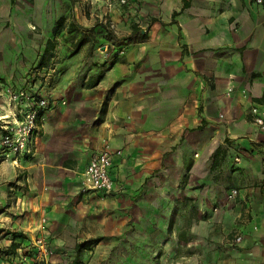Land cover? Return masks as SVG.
Segmentation results:
<instances>
[{
    "label": "crops",
    "instance_id": "obj_1",
    "mask_svg": "<svg viewBox=\"0 0 264 264\" xmlns=\"http://www.w3.org/2000/svg\"><path fill=\"white\" fill-rule=\"evenodd\" d=\"M109 3L0 0V18H6L0 26V80L23 85L24 72L38 66L49 39L55 42L49 61L59 47L63 51L42 88L51 95L52 108L40 119L30 152L9 161L13 240L34 238L46 217V237L56 249L52 261L74 264L80 256L92 264L93 250L126 232L128 214L121 215L119 197L130 192L138 194L135 211L144 236L140 264H264V129L251 112L255 104L264 111V3L136 0L142 22L127 16L134 5ZM61 18L64 25L55 34ZM134 22L146 39L132 33ZM107 28L118 39L130 38L110 41ZM69 35L77 39L59 46ZM104 41L106 51L98 49ZM114 44L125 51L110 56ZM12 48L13 54L7 51ZM5 108L6 115L15 109L6 97ZM105 139L123 150L113 151L116 190L106 195L83 183L84 170ZM227 139L241 160L207 167ZM197 152L188 166L186 155ZM186 166L191 172L185 177ZM148 168L157 175H143ZM231 188L239 192L229 199ZM165 195L170 206L176 195L196 199L198 215L215 219L204 222L199 236L193 234L195 224L186 225L183 239L167 242L165 256L155 263L152 255L162 245L146 234L161 231L157 201ZM215 206L221 211L217 217ZM238 235L243 239L233 245ZM100 237L91 249H78ZM20 250L14 252L15 264Z\"/></svg>",
    "mask_w": 264,
    "mask_h": 264
},
{
    "label": "rangeland",
    "instance_id": "obj_2",
    "mask_svg": "<svg viewBox=\"0 0 264 264\" xmlns=\"http://www.w3.org/2000/svg\"><path fill=\"white\" fill-rule=\"evenodd\" d=\"M134 6H131L129 13H127V16L129 18H136L139 21L141 19V10L137 4H133ZM6 18H0V26H2L5 23ZM107 24L108 20L106 17L104 18ZM114 23H111L110 25L114 27ZM136 38L139 39L137 36ZM63 39L66 40V43H62V45H59L61 47L67 46V43H70L71 41H74L77 39V35L73 36H67L63 37ZM109 45L106 41L99 43V47H103V51L107 50V46ZM77 45L71 44L69 48H74L76 49ZM126 46L120 47L119 45H111L110 49L108 50V53H110V56L116 53H121L125 51ZM15 49H8L7 51L11 52L12 54L14 53ZM18 50V49H17ZM57 52V53H56ZM63 51L60 50V47L58 50H55V57L54 60L50 59L47 67L49 66L50 68H56L58 65V58L59 55ZM134 57V56H131ZM26 60V58H25ZM38 66H30L24 74L25 76L29 75L31 72H34ZM4 83V81L0 80V84ZM110 93V92H109ZM108 93V95H109ZM109 98V96H108ZM0 116L6 114V108H5V92L4 88L0 86ZM231 141H225L224 145H222L223 149L228 151L227 157H225L223 160H227L229 162H233V166L238 163L239 161L235 159V154L232 155V151L230 150V146H232L233 142L232 139ZM104 149H109L112 152L115 151L117 154H122L123 150L122 149H112L111 144H110V139H105L103 141L102 145V150ZM178 152L175 151L173 152L172 155L177 154ZM215 153V152H214ZM196 156V158H195ZM199 156V153L197 152L194 157L189 158L186 155L187 165L189 166L191 161H194L197 159ZM213 156L214 154L210 157V160L208 162L207 167H209L213 163ZM190 159V160H189ZM188 166L185 167V177L186 175H190L191 170L188 168ZM227 167V165H226ZM188 168V169H187ZM177 169V175H181L182 169ZM227 169V168H226ZM219 170V169H218ZM217 170V171H218ZM222 173H223V169ZM232 168L229 170V174H223L225 177L227 175L230 176V171ZM216 171V172H217ZM220 171V170H219ZM218 171V172H219ZM202 174V170L200 171ZM155 174L152 172L151 168L144 169L143 170V175L144 174ZM185 179V178H184ZM229 180V179H228ZM232 189V188H231ZM231 190L229 191L230 194ZM125 193V194H124ZM124 196L119 197V199H122L124 201H121L120 203L123 204V210L122 216L123 218L128 214V217L124 218V227L122 228L123 230L126 229V232H121L117 234V238H111V239H106L104 240L105 242L101 244V246L98 248L97 251L93 250L90 255L91 259H94V262L92 264H140L142 260V249L139 248L140 244L139 242L141 239L144 238V236L139 232V220H137V212L135 211L136 208V199H137V193H132L130 192H123ZM125 195H129V198H125ZM229 197V195H228ZM230 199V198H229ZM171 198L167 197L166 195L164 197H161L157 203H159V208H160V213L159 216L156 218V223L161 225V231L157 232H150L147 233V239H156V237H159V241L161 242L162 247L160 250H158L156 253H153L152 255V261L156 263V261H160V259L165 256L166 252L164 246H166L167 242L170 243V240H173L174 238H179V240H182L183 235H181V230L186 226L189 225L190 228L192 225H196L194 229V235L199 236V233H202L204 230V222L206 221H211L215 218H211L210 220L206 218L207 213L203 214L201 213L198 215V210L196 208V204L199 205L196 201V199L193 198H183L176 195L174 201H172L171 206ZM129 204V205H128ZM215 210L214 213L215 217L217 215H220L221 211L217 209V206L214 207ZM128 211V212H126ZM127 222V223H126ZM0 264H15V256L14 252L12 253L11 250H9V247L11 244L14 242L13 240V223H12V207H11V190H10V174H9V160L3 158L1 156V151H0ZM50 224L49 222H46V217L41 220V225L40 227L35 231V235L38 234H45L47 231H49ZM188 232V231H187ZM191 232V230H189ZM239 236V235H238ZM234 237L233 245L236 244L237 237ZM35 237V236H34ZM185 237V236H184ZM24 238H26V241H23L20 243V248L21 250L19 251V256H20V264H25L27 261H31V264H40L39 261L37 260V251L34 246V238L31 236L24 235ZM188 238V237H187ZM181 244V243H180ZM153 250V249H152ZM17 251V250H16ZM149 251V250H148ZM18 252V251H17ZM154 252V251H153ZM71 256H74L73 254H70ZM71 260V258H70ZM77 260V263L79 264H89V261L87 262L86 260H82L80 256L75 257L73 259V262ZM167 264H172V262H167Z\"/></svg>",
    "mask_w": 264,
    "mask_h": 264
},
{
    "label": "built area",
    "instance_id": "obj_3",
    "mask_svg": "<svg viewBox=\"0 0 264 264\" xmlns=\"http://www.w3.org/2000/svg\"><path fill=\"white\" fill-rule=\"evenodd\" d=\"M264 3V0H256ZM136 0H110L109 6H131ZM56 68H39L25 77L23 85L17 87L13 82H4L0 86L4 88L8 106L15 108L9 115L0 116V151L3 158L16 162L20 156L30 152L33 137L39 129L40 119L52 108L53 101L49 92L43 90L44 82ZM41 82V83H39ZM255 124L264 129V111L258 104L251 108ZM113 152L104 149L94 154L84 170L83 183L86 188L101 194H110L116 190L112 177ZM238 161L240 157L236 158ZM238 189L234 188L229 198L236 197ZM239 235L237 241H242ZM34 246L37 251V260L40 264H55L52 259L55 247L45 234L34 237ZM25 264H31L26 261Z\"/></svg>",
    "mask_w": 264,
    "mask_h": 264
},
{
    "label": "trees",
    "instance_id": "obj_4",
    "mask_svg": "<svg viewBox=\"0 0 264 264\" xmlns=\"http://www.w3.org/2000/svg\"><path fill=\"white\" fill-rule=\"evenodd\" d=\"M186 4V3H185ZM187 5V4H186ZM65 18H61L58 22H57V27L55 29V34H57L58 30L61 29V27L64 25L63 22H64ZM154 20H157V19H154ZM106 27V26H105ZM107 39H109L110 41L111 40H114L115 42L117 43H124V42H127L128 39L130 38V36L128 37H122L120 39H118L110 30V28H107ZM133 34H137L139 35L142 40L146 39L148 36H147V33H144L143 34V30L142 29H139L137 28V25L136 23L134 22L133 24ZM55 47V42L52 41L51 39L48 40V44H47V47H46V50L44 52V54L42 55V59L40 60L39 64H38V67L39 68H44L48 65L49 63V53H50V50L53 49ZM227 141H231L230 139H227ZM214 156H213V163H212V166L211 168H214V166H217L221 163V161L227 157V154H228V151L223 149L222 146H219L215 151H214ZM264 183V182H263ZM263 190H264V184H263ZM104 239V237H100L97 238V239H90V240H86L84 241L83 243H80L78 244V249L79 250H84V249H91L94 245H97L98 243L101 242V240ZM20 246V243L18 242H13L11 244V246L9 247V250H11V252H15L18 247ZM74 264H79L77 262H74Z\"/></svg>",
    "mask_w": 264,
    "mask_h": 264
}]
</instances>
